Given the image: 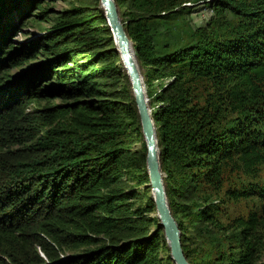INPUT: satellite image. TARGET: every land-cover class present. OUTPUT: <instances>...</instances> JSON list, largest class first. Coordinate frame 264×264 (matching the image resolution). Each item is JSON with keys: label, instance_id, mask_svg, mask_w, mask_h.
<instances>
[{"label": "trees", "instance_id": "obj_1", "mask_svg": "<svg viewBox=\"0 0 264 264\" xmlns=\"http://www.w3.org/2000/svg\"><path fill=\"white\" fill-rule=\"evenodd\" d=\"M55 1L0 0V264H174L150 189L131 210L120 185L148 183L146 148L99 0L43 5ZM186 1L115 0L168 205L190 264H261L264 180L239 173L264 165V0H201L212 15L193 28ZM28 20L50 24L16 45ZM241 198L253 210L222 222ZM202 224L211 235L194 244L188 226ZM63 246L83 249L61 258Z\"/></svg>", "mask_w": 264, "mask_h": 264}, {"label": "water", "instance_id": "obj_2", "mask_svg": "<svg viewBox=\"0 0 264 264\" xmlns=\"http://www.w3.org/2000/svg\"><path fill=\"white\" fill-rule=\"evenodd\" d=\"M99 8L111 31L114 49L119 55L122 69L125 71L137 115L141 134L145 144V167L148 183L144 186L150 189L155 214L158 218L156 228L161 227L169 249V256L174 264H190L184 253L181 243V231L168 205L164 184V173L159 160V148L151 109L146 94V86L141 73L132 41L120 19L119 10L115 0H99Z\"/></svg>", "mask_w": 264, "mask_h": 264}, {"label": "rangeland", "instance_id": "obj_3", "mask_svg": "<svg viewBox=\"0 0 264 264\" xmlns=\"http://www.w3.org/2000/svg\"><path fill=\"white\" fill-rule=\"evenodd\" d=\"M89 3H92L91 0H88ZM85 1L84 0H56L55 2H45L43 3L44 6H47L49 8H51V12H59L62 11L63 9L69 8L70 6L73 5H82ZM184 5H186L187 7L190 8V12L188 15L184 16L185 21L187 20V22L189 23V26L191 28L193 27H197L200 25H203L208 18L212 15V12L209 8L208 5H206V3H204L203 1H198L195 2L194 0H188L184 3ZM98 7H99V3H98ZM50 24V22H34V21H30L28 20L23 27L20 29L19 33L16 35V38L14 39V41L16 42V45H18V43L20 42H24L30 38H35L37 36H39L46 27H48V25ZM175 32H170L169 36L172 38V36H174ZM140 67V66H139ZM17 70L19 69H12L11 73L14 74L15 72H18ZM141 73L143 75V68L140 67ZM144 78V77H143ZM156 88V86H155ZM55 103H60L59 100H54ZM33 107V104H30L28 106V108ZM13 148H16V146H14ZM141 149V144L140 142L136 143L133 147H132V151L134 150H140ZM260 173L258 175L257 178L252 179L247 177L246 175H244L243 173H239L241 174L242 180H244L246 183H248V181H259V182H263L264 180V165L261 166L260 168ZM227 178L228 180H232L234 178V173L232 174H227ZM237 180V179H236ZM129 181V180H126ZM120 185H122L121 187L123 188L124 191H129L131 192V194H128V198H130V207L131 210L132 209H136L139 207H143L144 205H146V196H145V186H136L134 184V182L130 181V182H120ZM133 193V194H132ZM145 196V197H144ZM253 200H256L254 198H252ZM227 210L226 213L229 216H224L222 219V222L229 223L230 220L238 215H243L246 216V214L250 211L253 210V206H255L256 202L252 201L251 198H247V199H239L238 201H234V202H227ZM150 217H155L156 214L155 213H151L149 214ZM186 221V219H184ZM187 222V221H186ZM190 224V223H189ZM211 225H201L200 228L196 229L193 226H188V230L190 231V234H195V243H198L200 241L206 240L208 239L211 235ZM154 227L152 225L148 226V230H153ZM199 244V243H198ZM83 249V247H76V248H72V247H67V246H63V250L59 252V256L61 258H65L75 252H81ZM264 251V250H263ZM42 255V253H41ZM160 256L161 257H165L166 253L161 251L160 252ZM44 257V256H43ZM45 259V257H44ZM261 264H264V252L263 255L261 257Z\"/></svg>", "mask_w": 264, "mask_h": 264}]
</instances>
